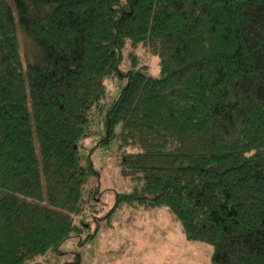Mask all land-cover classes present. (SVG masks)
<instances>
[{"label": "trees", "instance_id": "trees-1", "mask_svg": "<svg viewBox=\"0 0 264 264\" xmlns=\"http://www.w3.org/2000/svg\"><path fill=\"white\" fill-rule=\"evenodd\" d=\"M15 1L0 0V264L92 227L77 218L103 205L82 154L97 118L139 182L105 217L165 206L213 264H264V0Z\"/></svg>", "mask_w": 264, "mask_h": 264}, {"label": "rangeland", "instance_id": "rangeland-1", "mask_svg": "<svg viewBox=\"0 0 264 264\" xmlns=\"http://www.w3.org/2000/svg\"><path fill=\"white\" fill-rule=\"evenodd\" d=\"M16 6L15 0H10ZM20 38L25 51H30L32 42L19 26ZM126 51L122 68L131 67L132 60ZM142 62H147L153 74L160 70L159 58L151 55L144 47L137 49ZM118 78L108 79L110 95L120 91ZM93 135L84 141L82 154L85 163L93 162L95 172L92 182L100 185V197L103 205L96 207L100 211H88L79 216L77 222L84 219L92 227L82 224V230L61 245L57 250H49L38 256L37 264H90L95 261L116 264H164L159 260L166 256L173 246L182 248L183 254L169 264H212L213 246L203 242L189 240L181 223L174 218L168 207L151 209L121 206L110 217H105L116 205L120 194L132 193L139 186L137 180L125 176L121 171V155L117 138L107 140L109 136L105 125L97 118L92 126ZM100 203V201H98ZM98 229L96 230V228ZM96 233L92 238L89 234ZM178 253H181L180 251Z\"/></svg>", "mask_w": 264, "mask_h": 264}, {"label": "crops", "instance_id": "crops-1", "mask_svg": "<svg viewBox=\"0 0 264 264\" xmlns=\"http://www.w3.org/2000/svg\"><path fill=\"white\" fill-rule=\"evenodd\" d=\"M171 243V250L168 251V253H166V256H164L163 258L159 259L162 260L164 264H169L170 261L177 259V254H183L182 248H179V246H173L172 244H174V240L172 239ZM181 253H178V252ZM214 251V249H213ZM213 255V252H212ZM211 255V258H212ZM184 257V254H183ZM90 264H116V263H109V262H100V261H95L94 263H90ZM213 264V261H212Z\"/></svg>", "mask_w": 264, "mask_h": 264}]
</instances>
